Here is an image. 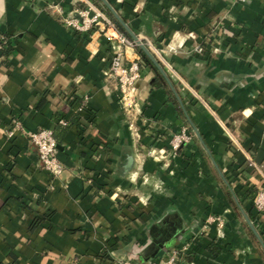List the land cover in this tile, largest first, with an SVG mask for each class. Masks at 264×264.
<instances>
[{"label": "crops", "instance_id": "1", "mask_svg": "<svg viewBox=\"0 0 264 264\" xmlns=\"http://www.w3.org/2000/svg\"><path fill=\"white\" fill-rule=\"evenodd\" d=\"M103 1L176 96L123 49L139 78L121 109L103 32L59 20L89 5L130 39L100 0H0V264H148L187 242L189 264H264V0ZM41 129L54 177L27 138Z\"/></svg>", "mask_w": 264, "mask_h": 264}, {"label": "built area", "instance_id": "2", "mask_svg": "<svg viewBox=\"0 0 264 264\" xmlns=\"http://www.w3.org/2000/svg\"><path fill=\"white\" fill-rule=\"evenodd\" d=\"M234 2L243 3L245 0H233ZM55 11L60 15L58 8ZM60 23L74 32L82 33L89 31L92 27H96L103 32L108 40L110 48L114 50L109 59L108 71L115 79L118 92V103L125 113H135L136 111V87L135 82L139 78V67L136 60L129 61L127 66L123 65L122 53L123 49L137 47L131 39L120 33L115 25L111 23L100 11L93 9L87 5L83 9L76 11V16L59 18ZM111 31L113 34H106ZM137 39V38H136ZM141 43L139 39H137ZM144 47L145 45L141 43ZM6 45V40L0 36V62L2 60L1 52ZM146 48V47H145ZM147 50V49H146ZM193 52L200 54L202 48L195 46ZM57 124L65 126L63 120H58ZM129 127L131 125L129 124ZM29 142L35 147L40 168L54 177L61 171V165L56 158V142L51 130L41 129L27 134ZM187 137L183 134L172 137L170 140V150L176 151L180 143L185 142ZM264 180V177H263ZM256 213L264 214V188L256 192L252 201ZM190 243L182 244L179 247L168 250L163 258L148 264H189L186 262L187 256L190 254ZM132 264V263H122Z\"/></svg>", "mask_w": 264, "mask_h": 264}, {"label": "water", "instance_id": "3", "mask_svg": "<svg viewBox=\"0 0 264 264\" xmlns=\"http://www.w3.org/2000/svg\"><path fill=\"white\" fill-rule=\"evenodd\" d=\"M105 6L106 8L112 13L113 17L115 18V20L119 23V25L122 27V29L126 32V34L129 36V38L134 41L135 45L138 47V49L141 50V52L146 56V58L151 62V64L154 66V68L156 69V71L160 74V76L163 78V80L165 81V83L167 84V86L171 89V91L173 92L171 85L169 83V80L167 79V77L165 76L164 72L162 71V69L159 67V65L157 64V62L153 59V57L148 53V51L146 50V48L139 42L137 41L136 37L134 35L131 34V32L127 29V27L120 21V19L111 11V9L106 5V3L103 0H100ZM173 94L175 95V93L173 92ZM176 96V95H175ZM178 100V99H177ZM179 102V101H178ZM246 223L249 225L250 224L248 221H246ZM162 253H160L161 255Z\"/></svg>", "mask_w": 264, "mask_h": 264}, {"label": "trees", "instance_id": "4", "mask_svg": "<svg viewBox=\"0 0 264 264\" xmlns=\"http://www.w3.org/2000/svg\"><path fill=\"white\" fill-rule=\"evenodd\" d=\"M100 10L102 12H104L112 20V18L107 14V12L103 8H100ZM115 25L118 26L117 23H115ZM135 51L140 56V58L145 62V64H147L148 66H150V68H152V70H154L153 66L151 65V63L149 62V60L146 58V56L139 49H137V48H135ZM155 73H156V71H155Z\"/></svg>", "mask_w": 264, "mask_h": 264}, {"label": "rangeland", "instance_id": "5", "mask_svg": "<svg viewBox=\"0 0 264 264\" xmlns=\"http://www.w3.org/2000/svg\"><path fill=\"white\" fill-rule=\"evenodd\" d=\"M179 135H181V134H179ZM175 136H177V135H175ZM185 136V135H184ZM174 137V136H173ZM186 137V136H185ZM253 201V200H252ZM252 208L254 209V207H253V204H252ZM255 211V210H254ZM258 216H262V215H264V214H259V213H256ZM208 222H210V223H212V222H214L215 223V227H216V230H221L222 229V223H221V221H220V219H218L217 217H211V218H209L208 219ZM188 243V242H187Z\"/></svg>", "mask_w": 264, "mask_h": 264}]
</instances>
